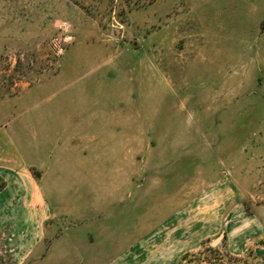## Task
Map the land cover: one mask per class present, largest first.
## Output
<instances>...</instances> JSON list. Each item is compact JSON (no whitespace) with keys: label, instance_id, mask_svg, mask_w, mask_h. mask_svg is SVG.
<instances>
[{"label":"rangeland","instance_id":"obj_1","mask_svg":"<svg viewBox=\"0 0 264 264\" xmlns=\"http://www.w3.org/2000/svg\"><path fill=\"white\" fill-rule=\"evenodd\" d=\"M6 167L55 216L26 264H132L175 214L181 264H225L199 215L220 187L264 216V0H0Z\"/></svg>","mask_w":264,"mask_h":264},{"label":"crops","instance_id":"obj_2","mask_svg":"<svg viewBox=\"0 0 264 264\" xmlns=\"http://www.w3.org/2000/svg\"><path fill=\"white\" fill-rule=\"evenodd\" d=\"M0 175L7 182L0 191V256L8 254L11 264H26L53 231L55 216H49V203L33 176L24 178L20 171L8 167L0 168ZM219 188L212 191L214 197L208 210L199 215L217 216L224 221L211 246L224 242V250L230 257L222 260L225 264H264V216L248 213L237 190L230 193ZM212 204L218 207L211 214ZM177 217L178 214L169 216L144 235L133 248L136 255L132 264L183 262L187 254L185 239L188 234L193 236V232L177 228Z\"/></svg>","mask_w":264,"mask_h":264},{"label":"trees","instance_id":"obj_3","mask_svg":"<svg viewBox=\"0 0 264 264\" xmlns=\"http://www.w3.org/2000/svg\"><path fill=\"white\" fill-rule=\"evenodd\" d=\"M7 185L6 180L0 175V191H2Z\"/></svg>","mask_w":264,"mask_h":264},{"label":"water","instance_id":"obj_4","mask_svg":"<svg viewBox=\"0 0 264 264\" xmlns=\"http://www.w3.org/2000/svg\"><path fill=\"white\" fill-rule=\"evenodd\" d=\"M218 242V240H216L213 244H216Z\"/></svg>","mask_w":264,"mask_h":264}]
</instances>
